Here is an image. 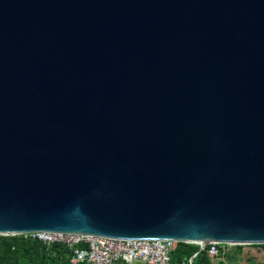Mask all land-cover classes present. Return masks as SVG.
I'll use <instances>...</instances> for the list:
<instances>
[{
	"label": "water",
	"instance_id": "1",
	"mask_svg": "<svg viewBox=\"0 0 264 264\" xmlns=\"http://www.w3.org/2000/svg\"><path fill=\"white\" fill-rule=\"evenodd\" d=\"M264 245V0H0V236Z\"/></svg>",
	"mask_w": 264,
	"mask_h": 264
},
{
	"label": "built area",
	"instance_id": "2",
	"mask_svg": "<svg viewBox=\"0 0 264 264\" xmlns=\"http://www.w3.org/2000/svg\"><path fill=\"white\" fill-rule=\"evenodd\" d=\"M18 236L47 245H66L71 250V264H194L201 252H206L213 262L218 263L224 258L226 246L218 242L205 244L172 239H113L54 232H29ZM181 243L196 245L199 250L190 258L176 262L173 255Z\"/></svg>",
	"mask_w": 264,
	"mask_h": 264
},
{
	"label": "trees",
	"instance_id": "3",
	"mask_svg": "<svg viewBox=\"0 0 264 264\" xmlns=\"http://www.w3.org/2000/svg\"><path fill=\"white\" fill-rule=\"evenodd\" d=\"M198 250L196 245L181 243L173 255V260L178 262L190 258ZM70 257L71 250L64 244L47 245L40 241L25 240L18 235L0 236V264H71ZM194 264H213V261L206 252H201L195 258Z\"/></svg>",
	"mask_w": 264,
	"mask_h": 264
},
{
	"label": "rangeland",
	"instance_id": "4",
	"mask_svg": "<svg viewBox=\"0 0 264 264\" xmlns=\"http://www.w3.org/2000/svg\"><path fill=\"white\" fill-rule=\"evenodd\" d=\"M223 260L213 264H264V246L226 245Z\"/></svg>",
	"mask_w": 264,
	"mask_h": 264
}]
</instances>
